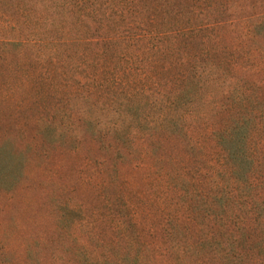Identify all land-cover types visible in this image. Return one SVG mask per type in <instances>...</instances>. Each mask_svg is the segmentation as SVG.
Returning a JSON list of instances; mask_svg holds the SVG:
<instances>
[{
	"label": "rangeland",
	"instance_id": "1",
	"mask_svg": "<svg viewBox=\"0 0 264 264\" xmlns=\"http://www.w3.org/2000/svg\"><path fill=\"white\" fill-rule=\"evenodd\" d=\"M199 9L210 31L176 47L187 96L157 120L145 168L137 147L37 124L54 97L29 104L45 99L28 82L0 105V264H226L232 250L227 264H264V0Z\"/></svg>",
	"mask_w": 264,
	"mask_h": 264
},
{
	"label": "trees",
	"instance_id": "2",
	"mask_svg": "<svg viewBox=\"0 0 264 264\" xmlns=\"http://www.w3.org/2000/svg\"><path fill=\"white\" fill-rule=\"evenodd\" d=\"M2 1L0 32L9 37H0V89L10 92L0 96V105L28 82L31 92L40 90L45 99L34 96L29 104L45 105L54 97L52 112L44 107L37 124L41 120L55 132L57 120L63 133L75 136L85 127L94 140L103 138L118 152L137 147L135 170L150 164L157 120L158 130H166L177 98L187 96L183 87L190 84L191 76L177 89L183 62L176 47L183 51L192 37L210 31L204 19L211 12L196 13L205 0ZM243 126L236 121L228 134H242ZM4 149L0 142V151L8 152ZM229 254L221 256L226 264ZM239 256L232 250L229 258L234 262ZM121 259L120 264L136 261ZM109 260L93 264H114Z\"/></svg>",
	"mask_w": 264,
	"mask_h": 264
}]
</instances>
